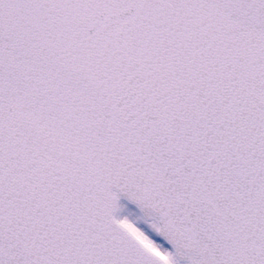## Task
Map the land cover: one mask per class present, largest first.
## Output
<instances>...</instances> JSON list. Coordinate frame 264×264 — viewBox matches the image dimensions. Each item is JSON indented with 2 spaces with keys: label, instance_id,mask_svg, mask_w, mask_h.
Here are the masks:
<instances>
[{
  "label": "snow or ice",
  "instance_id": "snow-or-ice-1",
  "mask_svg": "<svg viewBox=\"0 0 264 264\" xmlns=\"http://www.w3.org/2000/svg\"><path fill=\"white\" fill-rule=\"evenodd\" d=\"M178 257L264 264V0H0V264Z\"/></svg>",
  "mask_w": 264,
  "mask_h": 264
},
{
  "label": "water",
  "instance_id": "water-1",
  "mask_svg": "<svg viewBox=\"0 0 264 264\" xmlns=\"http://www.w3.org/2000/svg\"><path fill=\"white\" fill-rule=\"evenodd\" d=\"M121 199L126 200V201H128L129 203L133 204L134 206H136V207L140 210V212H141L142 214H144L143 211H142L137 205L134 204V202L128 200L127 196H125V195L122 194L121 197H120V200H121ZM121 204H122V205H127L129 208H132V207H130L128 204H125V202H121ZM136 213H137V212H136ZM125 214H127V209H126V208H125V209H121L118 215H125ZM138 215H139V214H138ZM138 223L140 224L141 227H144V226H145L143 220L138 221ZM157 238H158V237H157ZM158 239H159V238H158ZM166 242H167V241H166ZM167 244H170V245L172 246V248L174 249L173 245H172L170 242H167ZM174 251H175V249H174ZM178 258H179V260H181V261H186V260H187V257H178Z\"/></svg>",
  "mask_w": 264,
  "mask_h": 264
}]
</instances>
